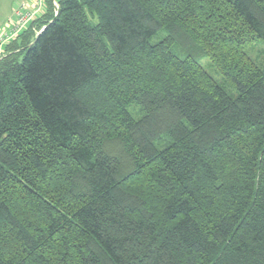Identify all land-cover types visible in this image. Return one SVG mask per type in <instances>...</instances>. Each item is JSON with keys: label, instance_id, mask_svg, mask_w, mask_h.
Instances as JSON below:
<instances>
[{"label": "trees", "instance_id": "16d2710c", "mask_svg": "<svg viewBox=\"0 0 264 264\" xmlns=\"http://www.w3.org/2000/svg\"><path fill=\"white\" fill-rule=\"evenodd\" d=\"M52 1L0 59V264H264V0Z\"/></svg>", "mask_w": 264, "mask_h": 264}, {"label": "rangeland", "instance_id": "374dc122", "mask_svg": "<svg viewBox=\"0 0 264 264\" xmlns=\"http://www.w3.org/2000/svg\"><path fill=\"white\" fill-rule=\"evenodd\" d=\"M43 0H0V33L8 27L9 24L16 23L17 22V12L26 14L27 12H34L38 9V5ZM52 5L54 8H56L55 0L52 1ZM39 8V10H40ZM43 11V7L41 9V12ZM38 14V13H37ZM162 33L158 36V38L161 36ZM154 40V39H153ZM156 40V39H155ZM262 49L260 46H255L253 48H250L247 52L251 60H254V62L258 63L263 58L262 55ZM202 66L206 70L208 74H210L213 77H216V74L214 72V68L212 65L207 61L206 59H203L201 61Z\"/></svg>", "mask_w": 264, "mask_h": 264}, {"label": "built area", "instance_id": "2783aa9c", "mask_svg": "<svg viewBox=\"0 0 264 264\" xmlns=\"http://www.w3.org/2000/svg\"><path fill=\"white\" fill-rule=\"evenodd\" d=\"M41 7H42V2ZM40 4L38 5V9L34 12H27L26 14L17 12V22L9 24L1 33H0V59L5 55V49L8 43L12 42L25 28H27L28 24L35 18L39 10ZM41 9V8H40Z\"/></svg>", "mask_w": 264, "mask_h": 264}, {"label": "crops", "instance_id": "0c3cea01", "mask_svg": "<svg viewBox=\"0 0 264 264\" xmlns=\"http://www.w3.org/2000/svg\"><path fill=\"white\" fill-rule=\"evenodd\" d=\"M40 16H41V14H37L35 17L38 18V17H40Z\"/></svg>", "mask_w": 264, "mask_h": 264}, {"label": "water", "instance_id": "95a60500", "mask_svg": "<svg viewBox=\"0 0 264 264\" xmlns=\"http://www.w3.org/2000/svg\"><path fill=\"white\" fill-rule=\"evenodd\" d=\"M37 36H38V34H37Z\"/></svg>", "mask_w": 264, "mask_h": 264}]
</instances>
